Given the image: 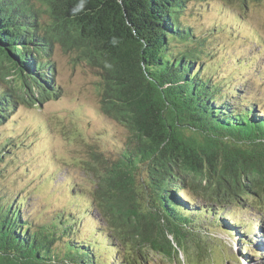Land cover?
Here are the masks:
<instances>
[{"label":"trees","instance_id":"1","mask_svg":"<svg viewBox=\"0 0 264 264\" xmlns=\"http://www.w3.org/2000/svg\"><path fill=\"white\" fill-rule=\"evenodd\" d=\"M229 1L0 0V176L16 148H29L17 106L60 93L56 44L94 72L98 112L112 126L97 132L119 142L100 173L101 152L89 155L92 175H110L105 190L77 189L65 175L55 183L52 172L40 184H67L63 201L38 206L0 184V264H187L185 250L228 253V240L257 263L260 218L250 215L264 214L253 204L264 201V108L235 82L250 53H214L220 35L250 28Z\"/></svg>","mask_w":264,"mask_h":264},{"label":"rangeland","instance_id":"2","mask_svg":"<svg viewBox=\"0 0 264 264\" xmlns=\"http://www.w3.org/2000/svg\"><path fill=\"white\" fill-rule=\"evenodd\" d=\"M241 3L239 0H230L226 4L238 9L241 18L250 28L243 24L240 28H236L238 29L236 33L220 35L214 43L216 45L214 53L217 56L234 55L235 59L250 53L247 56H252L253 66L243 69L244 74L246 73L245 78L235 82L243 87L241 90L247 100L259 101L257 106L264 108V0L246 1L245 6ZM219 11L220 16H223L222 19L231 17L230 13L221 9ZM230 19L232 18L228 20ZM181 21L185 22L183 19ZM75 53L64 45L56 44L53 58L56 62L59 95L45 99L41 105H37L34 101V105L22 102L12 115V118L20 121L19 126L22 128L18 133L23 132V138L29 144V148L14 150L18 160L9 163L8 173L0 176V184H3L7 193L27 192L26 197L32 201L33 205L39 206L46 200L52 204L63 201L67 184L59 189L40 184L43 176L52 172L56 173L55 183L64 181L65 175L69 178L65 183L73 182L77 189L82 188L88 191L96 185L95 183H98L102 186V190H105L104 186L110 175L96 177L90 170L92 163L89 155L95 147L104 159V165L98 167V173L102 168L113 166V157L109 154V150L119 142L112 139L109 143L107 140L100 139L101 134L97 131L101 130L102 125L112 129L111 122L108 117L98 112L102 97L98 95V89L94 85L96 81L93 80L94 72L87 69L84 62H75ZM78 58L82 59L81 56ZM8 78L12 80L15 87H20L22 80L16 72L12 70ZM31 90L35 91L36 88L32 87ZM23 96L24 99H28L25 95ZM22 150L26 153L21 152ZM51 159L56 160L53 167L50 165ZM22 167H28V170L24 172ZM20 174L21 177L18 176ZM65 200L66 197H64ZM52 204L47 206V211L55 209V205ZM139 204L146 208L145 204ZM253 204L257 206L259 204L261 210L264 207L263 200H256ZM250 216H252L251 221L260 218L259 225L253 226L254 233L256 232L257 235L255 242H258L254 248L257 263L249 262L244 256L246 251H240L237 242L228 240L231 247L228 253H200L195 250H185L188 253L187 264H264V214L254 212ZM243 218L248 220L246 216ZM234 255L240 258L238 263L232 260L231 256ZM154 258V262L150 261L146 264H174L158 256ZM175 264H181V262L177 261Z\"/></svg>","mask_w":264,"mask_h":264},{"label":"water","instance_id":"3","mask_svg":"<svg viewBox=\"0 0 264 264\" xmlns=\"http://www.w3.org/2000/svg\"><path fill=\"white\" fill-rule=\"evenodd\" d=\"M0 47H2V46L0 45ZM6 54L9 55L7 52H6ZM18 68H19V67H18ZM19 69H20V68H19ZM21 71H22V70H21Z\"/></svg>","mask_w":264,"mask_h":264}]
</instances>
